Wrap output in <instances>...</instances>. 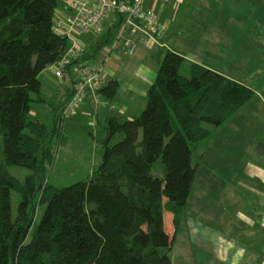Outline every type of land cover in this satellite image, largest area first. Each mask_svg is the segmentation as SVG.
<instances>
[{
	"label": "trees",
	"instance_id": "trees-1",
	"mask_svg": "<svg viewBox=\"0 0 264 264\" xmlns=\"http://www.w3.org/2000/svg\"><path fill=\"white\" fill-rule=\"evenodd\" d=\"M59 8V0H0V264H173L172 244L193 185L224 188L201 166L204 149L254 92L196 65L184 76V59L164 51L139 116L105 119L100 163L67 187L44 185L51 141L63 133L62 114L74 92L71 80L51 128L29 116L31 104L43 102L39 74L67 48L52 30ZM103 46L95 43L83 59H95ZM117 91L108 79L100 95L112 102ZM158 159L162 176L154 177ZM11 168L29 174L21 183ZM36 207L43 210L38 222Z\"/></svg>",
	"mask_w": 264,
	"mask_h": 264
},
{
	"label": "crops",
	"instance_id": "crops-1",
	"mask_svg": "<svg viewBox=\"0 0 264 264\" xmlns=\"http://www.w3.org/2000/svg\"><path fill=\"white\" fill-rule=\"evenodd\" d=\"M142 7L154 12L165 26V34L150 38L140 36L146 45L140 44L137 51L139 59L133 71V79L122 83L118 78L121 66L112 62H109L107 68L105 66V72L119 84L115 99L112 102L105 100L97 106L84 105L73 117L65 119L62 123L63 139L71 131L78 134V138L84 139L82 141L92 142L89 155L81 153L80 157L92 169L101 161L97 160L99 151L96 155L94 146L101 148L99 142L106 137L105 119L109 116L120 120L135 119L129 113L140 111L136 105L139 99H144L146 104L147 90L155 80L164 51L182 57L187 70L189 65H196L218 74V64L214 60L206 62L204 56L200 55L209 49L208 54L218 58L214 51L219 52L227 61L224 77L252 90L254 96L224 124V188L221 192L208 191L217 195L224 191V203L228 205L227 209L234 211L233 220L226 222L224 210V264H264V0H143ZM119 26V19L111 18L100 36H87L91 43L84 40L86 36H82L81 40L87 47L97 42H103L105 46L110 42L112 32H115V42L108 50L110 54L116 49V43L120 42L117 35ZM201 46H205L204 52H198ZM96 59L103 62L102 53ZM72 78L69 72L58 79L54 75L53 66L46 68L38 76L43 102L33 103L34 106L46 107L43 94L48 93L55 103L49 110L51 116L53 109L66 98ZM108 104L113 105V112L109 113ZM114 112L117 115H113ZM32 118L37 119L33 115ZM75 147L74 152L78 151L79 154L80 149L77 145ZM226 152L232 153L233 163L241 165L240 168H233L235 173L225 166ZM196 200L198 212L215 218L222 215L219 210L212 211L214 206ZM208 207L209 210L206 209Z\"/></svg>",
	"mask_w": 264,
	"mask_h": 264
},
{
	"label": "rangeland",
	"instance_id": "rangeland-1",
	"mask_svg": "<svg viewBox=\"0 0 264 264\" xmlns=\"http://www.w3.org/2000/svg\"><path fill=\"white\" fill-rule=\"evenodd\" d=\"M112 33L113 35L110 39V42L108 43V45L103 46L101 51V53H106L107 56L106 60L103 63L105 64L103 65L105 73L104 75L106 77V81H108V79H112L107 74V71L105 72V66L107 68L109 66V62H112L114 65L118 64L119 66H121L122 69H119L118 78L122 83L127 82L128 80L133 79V71L136 70V62H138L139 59V54L137 51L140 48V44H144V40L142 41L140 39L142 38L140 37L141 33H132L128 28H126L124 33L118 32L117 34L121 43H116V49L112 50L111 53L108 54V50L111 49L116 37V33ZM97 37L98 36H96V38ZM83 38L84 40H87L88 43L92 42L90 41V38L87 39V36ZM129 45L134 47L132 53H130L131 47ZM92 47L93 46H89L87 50L92 49ZM204 47L205 46H201L198 49V52H204ZM206 50L207 51L203 53L204 55L202 54L200 56H204L203 59L206 60V62H208L209 60H214L218 64L217 68L219 74L224 76V72H227L225 69V64L227 61L224 59V56L219 52L214 51V54L217 55V57L219 58L218 59L215 58L212 54H208L209 49ZM65 74L66 72L64 73V75ZM181 74L184 76L187 75L186 67L181 70ZM43 98L45 100V103L47 104L46 107L44 105L34 106V104H32L31 113L29 116H35L38 120H40V122L46 124L48 128H51L52 120L54 119V113L52 114L51 112V116H49V110L51 109L50 107L55 103L52 100V96H50L48 93L43 94ZM104 101L105 100L102 98L100 102L95 104L91 102L84 103L75 108L71 114L66 115V119L69 117H73L84 105H88V107L89 104L97 106L100 104L102 105ZM136 105L139 106L138 109L140 111H134V113L133 111H131L129 113L132 114L135 118L139 116V113L144 109L145 100L139 99ZM107 107L109 113L115 110L112 104H108ZM62 115L65 119V115ZM113 115H117V113L114 112ZM122 119L125 118L122 117ZM206 127L209 128L208 126ZM82 131H84V128L82 129ZM70 132H67L65 134L64 139L63 133H61L60 137L58 135L52 138L51 146L53 148L52 151L54 156L52 163L47 166L46 173L41 179L44 185L50 184L56 188L67 187L76 181L84 179L88 175V172L91 170L90 165H88L85 161L83 162L80 157L81 153L89 155V150H92V142L90 143L87 141H82L84 139L78 138V134ZM85 132L86 131H84V133ZM212 139L213 142L204 149V156L201 160V166L224 181V124L214 132ZM76 145L80 149L79 154L78 151L74 152L76 150ZM94 148L97 152L96 155H98L99 151L97 160L100 161L102 149L98 145H95ZM231 155V152L225 153V166H227L228 170L233 171V168H240L241 165L237 164V162L233 163ZM234 156L236 155L234 154ZM9 172L21 183L23 182L24 177L29 174L28 171L18 168H11ZM233 173H235V170L233 171ZM152 175L154 177L162 176V166L160 159H158L156 164L154 165ZM191 194L194 196L193 198H191L192 201L190 202V205L192 206L186 212L187 217H183L181 221L178 233L176 234V237L172 244L170 259L173 264H224V210L226 213V222H231L230 220H233L234 211L231 208L227 209L228 205L224 203V191L222 192V194L217 195L215 193L209 192L207 188L203 187L202 185H200V183L197 182L193 185ZM38 197L36 198V202L38 201ZM196 199L204 201L207 205L214 206V209L212 211L219 210L222 215L219 218H215L213 216H206L205 213L198 212L195 207V201H197ZM18 200V195L13 194L12 211H15ZM206 209L209 210L210 208L208 207ZM42 212V208H35L33 215L34 221H39ZM199 223L202 224V226ZM171 230L172 229L170 228L169 236H171Z\"/></svg>",
	"mask_w": 264,
	"mask_h": 264
},
{
	"label": "built area",
	"instance_id": "built-area-1",
	"mask_svg": "<svg viewBox=\"0 0 264 264\" xmlns=\"http://www.w3.org/2000/svg\"><path fill=\"white\" fill-rule=\"evenodd\" d=\"M59 3L52 30L66 40L67 48L53 70L56 78H61L65 72H70L73 77L74 92L63 112L68 115L84 103L100 102L101 91L107 82L103 67L106 53H102L103 62L96 58L91 61L83 59L88 47L81 40L82 36H99L106 23L114 17L119 19V33L128 28L132 33L139 32L145 37H161L165 26L153 11L143 9V0H59ZM130 47L132 53L134 47Z\"/></svg>",
	"mask_w": 264,
	"mask_h": 264
}]
</instances>
